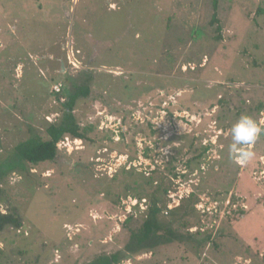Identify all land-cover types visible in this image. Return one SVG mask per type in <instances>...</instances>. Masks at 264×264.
Here are the masks:
<instances>
[{
	"label": "rangeland",
	"instance_id": "374dc122",
	"mask_svg": "<svg viewBox=\"0 0 264 264\" xmlns=\"http://www.w3.org/2000/svg\"><path fill=\"white\" fill-rule=\"evenodd\" d=\"M214 3L0 0V172L13 164L0 211L23 222L0 232V264H89L121 250L150 205L131 189L145 178L149 193L170 181L157 206L179 210L159 219L184 241L120 264H264V134L246 163L230 153L242 115L264 127V0H216L212 24ZM83 72L91 94L72 113L85 139L17 168L16 145L48 138L61 90Z\"/></svg>",
	"mask_w": 264,
	"mask_h": 264
},
{
	"label": "trees",
	"instance_id": "16d2710c",
	"mask_svg": "<svg viewBox=\"0 0 264 264\" xmlns=\"http://www.w3.org/2000/svg\"><path fill=\"white\" fill-rule=\"evenodd\" d=\"M214 2L212 24L218 23L216 0H214ZM95 27H99V25L97 24ZM217 30L220 29L217 28ZM82 74L84 75H80L77 80H70L69 86L64 87L61 90V95L65 98L63 103L64 111L62 113L61 120L58 123L50 125L46 129L48 138L43 140L41 137L35 136L16 145L14 148V156L17 168L24 170L26 164L35 165L42 162L54 161L58 157L57 143L67 136L77 140L85 139L84 134L80 131V127L78 126L76 118L72 113L76 102L81 98H89L91 94L90 82L92 77L88 72H83ZM3 166H5V164ZM12 167L13 164L5 166L6 169L3 172H0V178L5 176ZM140 181V184L137 183L138 181H135L137 187H131V189L136 192L133 196L138 197V199L142 200L147 198L150 200V205L147 208V213L143 218V221L139 227H136V229L130 232V237L121 250H118L110 255H101L89 264H120L121 262L138 254L151 252L159 246L167 245L176 241H184L183 236L176 234L170 227L162 225L159 219V215L163 209L171 213L179 210H168L166 206L161 209L157 206L159 202L163 201V198L167 193L166 186L171 184L170 181H168L167 185H165V182L158 185L157 189L151 193H149L148 189L153 185V181L148 178L141 179ZM127 187L128 188L126 189H129V186ZM160 187L163 189H160ZM156 192H158L159 195L155 197L154 194ZM187 200L189 203L186 208L192 212V210H195L194 206L198 201L197 195L191 194ZM185 211L187 214V209ZM132 220L133 217L130 216L125 220V223H131ZM22 223V219L16 211L11 210L6 213H2L0 211V232L8 227L18 230L22 227ZM189 234L190 239H195L193 233ZM208 242H210V237L206 236L202 241L198 242V246H202Z\"/></svg>",
	"mask_w": 264,
	"mask_h": 264
},
{
	"label": "clouds",
	"instance_id": "9594fccd",
	"mask_svg": "<svg viewBox=\"0 0 264 264\" xmlns=\"http://www.w3.org/2000/svg\"><path fill=\"white\" fill-rule=\"evenodd\" d=\"M232 143L230 153L234 160L246 163L252 159L255 153L251 146L264 134V127L247 115H242L230 129Z\"/></svg>",
	"mask_w": 264,
	"mask_h": 264
},
{
	"label": "bare ground",
	"instance_id": "6f19581e",
	"mask_svg": "<svg viewBox=\"0 0 264 264\" xmlns=\"http://www.w3.org/2000/svg\"><path fill=\"white\" fill-rule=\"evenodd\" d=\"M57 92H59V91H57ZM66 138V137H65ZM64 140V139H63ZM75 140H77V139H75ZM62 141V140H61ZM77 141H80V140H77Z\"/></svg>",
	"mask_w": 264,
	"mask_h": 264
},
{
	"label": "built area",
	"instance_id": "2783aa9c",
	"mask_svg": "<svg viewBox=\"0 0 264 264\" xmlns=\"http://www.w3.org/2000/svg\"><path fill=\"white\" fill-rule=\"evenodd\" d=\"M198 208V207H197Z\"/></svg>",
	"mask_w": 264,
	"mask_h": 264
}]
</instances>
